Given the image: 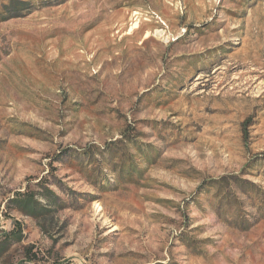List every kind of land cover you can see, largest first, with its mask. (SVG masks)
I'll list each match as a JSON object with an SVG mask.
<instances>
[{"label": "rangeland", "instance_id": "rangeland-1", "mask_svg": "<svg viewBox=\"0 0 264 264\" xmlns=\"http://www.w3.org/2000/svg\"><path fill=\"white\" fill-rule=\"evenodd\" d=\"M0 264H264V0H0Z\"/></svg>", "mask_w": 264, "mask_h": 264}, {"label": "trees", "instance_id": "trees-1", "mask_svg": "<svg viewBox=\"0 0 264 264\" xmlns=\"http://www.w3.org/2000/svg\"><path fill=\"white\" fill-rule=\"evenodd\" d=\"M20 207L24 212L33 216L37 215V213H43L47 209L45 205L30 194L24 196V200L21 201Z\"/></svg>", "mask_w": 264, "mask_h": 264}]
</instances>
